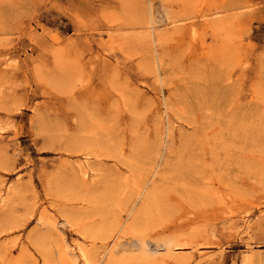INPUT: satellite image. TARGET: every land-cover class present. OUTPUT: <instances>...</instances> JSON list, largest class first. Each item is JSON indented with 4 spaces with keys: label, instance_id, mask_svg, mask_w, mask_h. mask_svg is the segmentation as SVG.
Returning <instances> with one entry per match:
<instances>
[{
    "label": "rangeland",
    "instance_id": "obj_1",
    "mask_svg": "<svg viewBox=\"0 0 264 264\" xmlns=\"http://www.w3.org/2000/svg\"><path fill=\"white\" fill-rule=\"evenodd\" d=\"M0 264H264V0H0Z\"/></svg>",
    "mask_w": 264,
    "mask_h": 264
}]
</instances>
